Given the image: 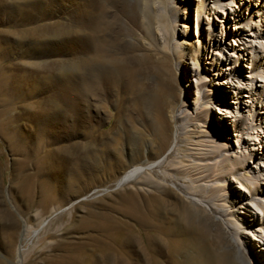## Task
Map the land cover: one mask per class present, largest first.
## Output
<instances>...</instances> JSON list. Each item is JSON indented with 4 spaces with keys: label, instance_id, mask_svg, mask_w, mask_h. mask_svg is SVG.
<instances>
[{
    "label": "rangeland",
    "instance_id": "1",
    "mask_svg": "<svg viewBox=\"0 0 264 264\" xmlns=\"http://www.w3.org/2000/svg\"><path fill=\"white\" fill-rule=\"evenodd\" d=\"M124 1L93 0L108 23L95 32L75 21L85 0H0V264H18L20 244L22 264H240L230 230L214 211L188 198L180 186L188 181L177 170L204 134L235 143L239 130L224 115L238 95L227 74L212 77L219 69L206 63L226 50L204 51L207 20L197 15L196 1H186L175 34L157 0ZM230 20L227 29L234 31L238 20ZM227 34L218 41L232 50L234 38ZM174 38L187 42L181 60ZM94 39L101 53L86 56L84 44ZM239 64L241 74L253 66ZM94 65L113 74L117 69L122 79L87 90L86 71ZM47 76L55 83L51 93ZM198 80L210 90L200 131L190 126L177 147L179 158L172 154L169 163L117 185L132 158L143 161L144 147L149 161L167 151L178 110L195 104ZM244 109L238 113L246 118ZM256 162L263 160L250 164ZM238 186L225 187L227 206L234 217H251L258 226L264 217L256 208L247 214ZM255 234L241 238L249 241L252 264H264Z\"/></svg>",
    "mask_w": 264,
    "mask_h": 264
},
{
    "label": "bare ground",
    "instance_id": "2",
    "mask_svg": "<svg viewBox=\"0 0 264 264\" xmlns=\"http://www.w3.org/2000/svg\"><path fill=\"white\" fill-rule=\"evenodd\" d=\"M186 1L187 0L184 1V4H179L177 0L155 1L156 9L160 8L162 11H168L172 20V31L174 34L180 11L183 10L185 12L187 5ZM192 1H196L197 15L207 20V25L203 27L207 29V41L204 44V51L206 53L210 52V49L216 46H221L226 50L224 54H220V57L218 55V58L225 59L227 66L219 67L216 55V58L214 56L209 57L206 63H210L216 70L219 69L211 73L212 77L217 74H227V77H229V80L227 79L228 83H230L232 89L238 95L235 104H230L228 106L229 110H227L224 116L230 118L229 122L231 128H238L239 131L233 133L236 136L235 143L229 141L221 143L205 134L202 138L195 140V142L192 143L194 145L188 148L189 153L184 155L189 158L188 162L181 163L180 168H177V170L183 172L184 181H188V183H180V186L185 190L188 198L192 202L203 205L208 210L214 211L216 216L223 221L225 227L230 230L232 239L237 245V258L240 264H252L251 258H249L247 252V244L249 241L247 239H242L241 236L248 238L252 236L250 231L254 230L258 232L260 235L259 252L263 254L264 221L262 223L260 221L258 226H255V221L251 217L250 220L252 221H249L245 217H234L233 210L229 205L227 206V200H225L227 197L225 187L229 186L233 181H237L239 185L237 188L239 191L241 190L240 192L244 195H241L243 198H240V200H242V206L245 207L247 214L252 216L251 213L253 209L256 208L260 211V215L262 214L264 217V194L263 185H261V183H264V140H260L261 137L257 135L259 132L260 136H264V133L261 134V130H259L261 126L264 127V25L260 23L264 22V0ZM231 1H235L239 5H233ZM124 2V4L127 3L126 0ZM99 4L96 5L95 3L94 5L93 0H85V8H82V12L79 11L76 13L75 21H83L86 28L95 32L103 31V29L106 28L104 26L106 21L102 16L103 11L101 8L103 7ZM95 6L98 7L99 11L95 9ZM233 7H240L241 10L237 11ZM230 15L235 20H238V22L234 23V31H232V29H227L232 22L230 20ZM225 16L229 17L222 19V17ZM221 19L223 23L217 28L215 23L216 21H221ZM224 31L234 38L233 41H230L232 50L227 49L218 41L220 35H223ZM98 41L99 40H95V42L88 40L84 44L83 51L86 56L92 54V52L99 53L101 51L102 45L99 44L100 42ZM173 45L176 57L178 60H181L185 55V46L187 42L185 40L178 42L176 38H174ZM197 51L196 49V53ZM244 60L253 64L252 69L249 70L247 74H241V71L237 73L235 70L238 71L240 70L239 67H241L239 62L241 63ZM198 67L199 66L194 67L196 74L199 73ZM207 71L210 73L209 69ZM233 77L241 78V80L232 82L230 79ZM112 78L115 80L122 79L117 69L115 74H113L109 71H104L103 67L99 65L90 66L86 71L84 87H87V90H91V88L101 90L103 86H105V82L111 81ZM45 79L50 93L53 92L55 83H53L48 76ZM197 85L198 94L192 110L181 108L175 116L178 123L173 141L171 142L172 144L167 148V151L163 154L161 153L162 155L158 154L159 157L149 161L148 159L151 153L147 149L148 146L144 147L143 150L140 147L137 148L136 150L138 153H141L142 150V155L144 157V159L142 157L143 161L139 163L138 159L132 158V164L119 178L117 185L121 186L126 184L146 170H153V168H158L169 163L168 159L172 154L175 158H179L177 147L179 143L183 141V135L185 136L190 132V128H192L190 127L191 125L196 126V129L200 131L199 129L202 127L201 124L206 117L205 109L207 108L206 103H208V97H210V90L206 88V82L202 83V81L198 80ZM243 90H246L247 93H244L241 97V92ZM258 105L261 107L259 108ZM242 106L245 108L244 110H247L248 117L246 116V118L243 114L238 113ZM207 134L209 133L207 132ZM248 138L249 140H247ZM234 147L236 148L234 149ZM151 157L153 156L151 155ZM257 158L258 161L263 160V162H256V164L251 165L250 162H252V159ZM260 179H263V181L260 182ZM221 197L224 198V202L217 205L216 202H218L217 200ZM255 233H253V238H257V234ZM21 247L22 245L20 244L17 249L18 264H22L23 261Z\"/></svg>",
    "mask_w": 264,
    "mask_h": 264
}]
</instances>
